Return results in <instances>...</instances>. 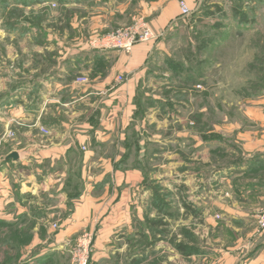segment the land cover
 I'll return each instance as SVG.
<instances>
[{
  "label": "crops",
  "instance_id": "0c3cea01",
  "mask_svg": "<svg viewBox=\"0 0 264 264\" xmlns=\"http://www.w3.org/2000/svg\"><path fill=\"white\" fill-rule=\"evenodd\" d=\"M180 1L0 0V219L25 217L34 221L32 233L42 227L54 233L52 264L83 232H94L108 253L138 250L142 257L137 235L146 233L153 196L164 194L178 201L179 219H187L177 223L191 222L204 239L188 264H264L263 241L232 247L228 241L229 231L246 228L264 205V127L236 133L235 143L227 130L216 139L209 131L203 142L191 133L200 150L184 161L181 132L164 136L182 118L138 112L139 97L162 102L149 91L169 89L150 67L186 19ZM182 1L193 9L195 0ZM138 22L161 36L129 54L90 44ZM81 77L88 81L78 82ZM214 150L240 155L217 165Z\"/></svg>",
  "mask_w": 264,
  "mask_h": 264
},
{
  "label": "rangeland",
  "instance_id": "374dc122",
  "mask_svg": "<svg viewBox=\"0 0 264 264\" xmlns=\"http://www.w3.org/2000/svg\"><path fill=\"white\" fill-rule=\"evenodd\" d=\"M192 6L191 15L169 33L164 56L156 55L150 67L153 78L165 79L169 89L149 91V95L164 101H141L139 97L137 103L140 114L155 110L182 118V123L170 122L164 136L170 139L174 131L181 132L179 152L184 161L200 150L190 140L191 133L203 142L209 131L216 139L227 130V140L235 143L236 133L264 127L260 122L264 119V0H195ZM205 13L207 18L202 21ZM166 144V149H174ZM235 155L214 150L211 157L219 165L235 160ZM177 202L171 195L153 196L144 220L146 233L136 240L144 246L142 257L138 250L108 253V245L106 250L98 247L94 232H83L72 239L58 264H71L73 253L84 242L88 244L86 264H188L187 257L196 253L204 239L192 232L191 222L177 223L187 220L179 219ZM263 206L257 207L246 228L229 231L230 247L264 242V235L257 233V213ZM221 219L215 216L216 221ZM33 226L34 221L25 217L0 219V264H52L58 259L48 255V236L51 239L54 233L48 235L42 227L40 234H34ZM178 245L185 247L183 258L174 257Z\"/></svg>",
  "mask_w": 264,
  "mask_h": 264
},
{
  "label": "built area",
  "instance_id": "2783aa9c",
  "mask_svg": "<svg viewBox=\"0 0 264 264\" xmlns=\"http://www.w3.org/2000/svg\"><path fill=\"white\" fill-rule=\"evenodd\" d=\"M180 17L187 18L191 15V10L184 1L179 2ZM161 34L153 33L146 25L136 23L132 26H124L115 29L114 31L102 35L101 37L91 41V46L99 49L118 50L129 54L132 48L138 43H146L156 40ZM80 83H86L88 80L85 77L77 79ZM118 83L125 82V78L118 77ZM13 137V134H9ZM56 229V226L53 225ZM257 233L264 235V206L257 213ZM85 242L79 245V249L73 253L71 264H86L88 260V252Z\"/></svg>",
  "mask_w": 264,
  "mask_h": 264
},
{
  "label": "water",
  "instance_id": "95a60500",
  "mask_svg": "<svg viewBox=\"0 0 264 264\" xmlns=\"http://www.w3.org/2000/svg\"><path fill=\"white\" fill-rule=\"evenodd\" d=\"M8 159L16 161L18 159V155L16 153H11L10 155H8Z\"/></svg>",
  "mask_w": 264,
  "mask_h": 264
},
{
  "label": "trees",
  "instance_id": "16d2710c",
  "mask_svg": "<svg viewBox=\"0 0 264 264\" xmlns=\"http://www.w3.org/2000/svg\"><path fill=\"white\" fill-rule=\"evenodd\" d=\"M176 247H177L178 252H180V253H183L185 250V247L183 245H178Z\"/></svg>",
  "mask_w": 264,
  "mask_h": 264
}]
</instances>
